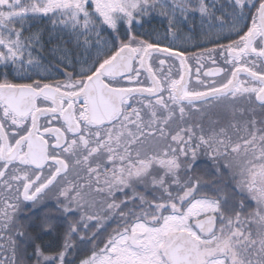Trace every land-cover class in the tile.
Wrapping results in <instances>:
<instances>
[{"label":"snow or ice","instance_id":"obj_1","mask_svg":"<svg viewBox=\"0 0 264 264\" xmlns=\"http://www.w3.org/2000/svg\"><path fill=\"white\" fill-rule=\"evenodd\" d=\"M0 264H264V0H0Z\"/></svg>","mask_w":264,"mask_h":264}]
</instances>
